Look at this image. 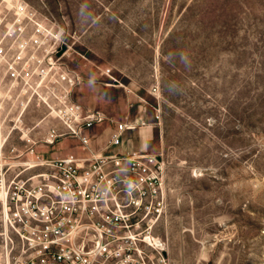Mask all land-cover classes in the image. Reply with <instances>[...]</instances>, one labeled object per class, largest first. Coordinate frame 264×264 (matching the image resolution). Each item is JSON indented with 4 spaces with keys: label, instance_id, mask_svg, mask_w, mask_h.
I'll list each match as a JSON object with an SVG mask.
<instances>
[{
    "label": "rangeland",
    "instance_id": "1",
    "mask_svg": "<svg viewBox=\"0 0 264 264\" xmlns=\"http://www.w3.org/2000/svg\"><path fill=\"white\" fill-rule=\"evenodd\" d=\"M20 3L63 30L78 76L70 98L104 113L106 139L133 126L124 133L161 158L166 207L153 233L168 264H264V0H0V18ZM87 24L90 57L78 43ZM12 90L0 76V162L16 164Z\"/></svg>",
    "mask_w": 264,
    "mask_h": 264
},
{
    "label": "built area",
    "instance_id": "2",
    "mask_svg": "<svg viewBox=\"0 0 264 264\" xmlns=\"http://www.w3.org/2000/svg\"><path fill=\"white\" fill-rule=\"evenodd\" d=\"M41 17L20 3L9 21L0 18V76L13 88L4 98L15 101L9 121L21 141L9 148L16 158L35 155L38 137L31 132L42 123V145L71 139L88 150L89 131L106 120L102 111L71 100L78 76L64 62L70 45L63 30ZM31 105L41 106L44 114L22 130L18 125ZM51 121L55 124L48 126ZM130 129L118 124L106 148L119 146ZM36 159L21 162L15 172L0 162V264H168L166 243L153 233L166 207L159 156ZM34 167L42 169L22 175Z\"/></svg>",
    "mask_w": 264,
    "mask_h": 264
},
{
    "label": "crops",
    "instance_id": "3",
    "mask_svg": "<svg viewBox=\"0 0 264 264\" xmlns=\"http://www.w3.org/2000/svg\"><path fill=\"white\" fill-rule=\"evenodd\" d=\"M80 28L79 29L77 28L78 29L77 32L79 35H81L80 41H78V43L81 45L82 52L84 53V55L88 54V57H90L91 54L93 56L97 55V52L99 50H97L96 47L94 46V43L88 39V36H90V34L92 33L90 24L81 26ZM85 57H83V59H85ZM88 57L85 59L87 62L88 60H90V58ZM89 69L90 68L88 64H84V67L78 68L77 73L88 74ZM82 107L91 109L90 107H86L85 105H82ZM30 108H35L37 113H39L40 117H42V115L44 114V109L41 106L31 105ZM29 111L30 110H28V112L25 115L26 120L30 121L31 123H35L38 119H40V117L36 118L35 116L34 117L29 116ZM41 129L42 130L36 132L34 136H38V138H41V136L44 134V127ZM124 132L122 133L121 136V144L117 147H111L107 149L106 146L108 140L106 138L108 137L109 134L108 128L101 129V127L98 126L89 131L91 143H90V148L88 150H84L79 145H77L75 141L71 139H63L57 142L54 146H45L42 144L37 145L35 157L44 159L51 157H64L68 154H72L79 159H91L98 155L106 156L113 153L123 155V154H136L142 152L144 150V143L142 142L143 140L141 139L142 137L140 135L138 136H136L135 134L130 135ZM15 138L17 139L16 136ZM33 156L34 155H26L23 158L24 159L23 161L29 163V161L33 160L34 158ZM12 159H19V158L14 157ZM32 163L34 162L32 161L31 164ZM7 164L11 166L10 172H15L22 169L21 162L16 164L15 163H7ZM41 169H42L41 167H34L31 169H27L22 172V175L32 174L37 171H40Z\"/></svg>",
    "mask_w": 264,
    "mask_h": 264
}]
</instances>
